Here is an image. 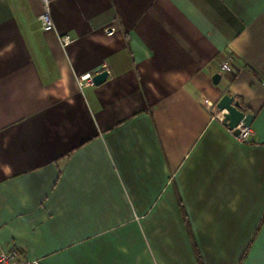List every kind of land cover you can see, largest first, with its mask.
Masks as SVG:
<instances>
[{"label": "crops", "instance_id": "0c3cea01", "mask_svg": "<svg viewBox=\"0 0 264 264\" xmlns=\"http://www.w3.org/2000/svg\"><path fill=\"white\" fill-rule=\"evenodd\" d=\"M40 3L0 0V249L237 264L251 238L241 264H264V0H55L51 31Z\"/></svg>", "mask_w": 264, "mask_h": 264}, {"label": "built area", "instance_id": "2783aa9c", "mask_svg": "<svg viewBox=\"0 0 264 264\" xmlns=\"http://www.w3.org/2000/svg\"><path fill=\"white\" fill-rule=\"evenodd\" d=\"M40 1H41L40 4H42V12L38 17L41 21L42 30L51 31L54 28L53 19L51 16V2L55 0H40ZM113 31H114V27L105 28V32L107 34H112ZM58 38H59L58 42H60V45L62 47H66L69 43L73 41V39L68 34L65 33L59 34ZM229 69H230V65L228 61H224L223 63H221L220 65L221 71H226V70L229 71ZM92 77L93 74L91 73H84L79 75L76 78L79 88L82 89L85 86H94L95 84L91 79ZM247 134H248V127L241 128L240 136L244 138L245 136H247ZM0 264H42V263L41 261H39V259H32L31 261H26L22 259L21 253L19 252V250H17V248L10 247V248L0 249Z\"/></svg>", "mask_w": 264, "mask_h": 264}, {"label": "water", "instance_id": "95a60500", "mask_svg": "<svg viewBox=\"0 0 264 264\" xmlns=\"http://www.w3.org/2000/svg\"><path fill=\"white\" fill-rule=\"evenodd\" d=\"M107 74V71L103 70L93 75L91 79L95 85H98L105 80ZM211 80L217 85L220 80V75L214 73ZM233 98L232 95L225 93L218 99L216 106L223 113V125L227 126L234 135L238 136L241 133V128L249 126V123L253 119V114L251 112H244L241 109L240 103Z\"/></svg>", "mask_w": 264, "mask_h": 264}, {"label": "trees", "instance_id": "16d2710c", "mask_svg": "<svg viewBox=\"0 0 264 264\" xmlns=\"http://www.w3.org/2000/svg\"><path fill=\"white\" fill-rule=\"evenodd\" d=\"M188 225V224H187ZM250 241H251V238H250ZM250 241H249V243L247 244V246H246V248H245V250L242 252V255L240 256V258H239V260H238V263L237 264H241V262L243 261V259H244V257H245V255H246V253L245 252H247V250H248V246H249V244H250ZM195 251H196V248H195ZM198 254V253H197ZM196 254V255H197Z\"/></svg>", "mask_w": 264, "mask_h": 264}]
</instances>
